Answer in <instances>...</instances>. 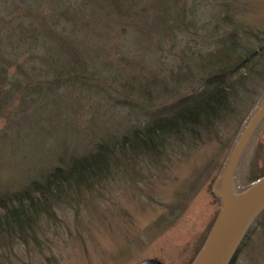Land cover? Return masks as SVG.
<instances>
[{
	"label": "rangeland",
	"instance_id": "obj_1",
	"mask_svg": "<svg viewBox=\"0 0 264 264\" xmlns=\"http://www.w3.org/2000/svg\"><path fill=\"white\" fill-rule=\"evenodd\" d=\"M178 2L159 9L157 3L141 0L140 14L133 21L121 25L117 20L109 27L110 37L99 45L107 52L88 60L95 75L79 78L72 86L56 88L51 83L52 88H43L41 94L39 89L22 90L14 81L22 80L26 72L19 68L30 72V63L42 62L43 48L38 44L44 33L40 30L32 44L37 52L26 45L13 54L8 44L21 24L40 22L58 2L0 0V196L20 189L35 174L33 166L45 159L47 163L53 152L81 153L99 140L115 139L142 125L148 112L196 88L217 71L208 55L236 30L233 22L247 35L242 49L230 54V64L236 65L264 42V0ZM111 6L110 0L91 3L102 20ZM142 7L147 11L141 13ZM28 14L32 17L25 18ZM116 40L122 41L121 47L113 46ZM258 62L264 65V54ZM247 73L242 69L230 79L239 80L233 85L231 115L193 142L173 144L154 157L138 155L132 168L124 165L80 199L54 206L53 218L37 221L34 240L16 239L12 246L0 247V264H139L149 258L191 264L222 208L213 184L219 176L222 191L227 174H221L254 113L252 107L263 97L264 79L251 87L244 82ZM262 173L264 120L230 178L233 192L248 194L255 184H245ZM235 264H264V219Z\"/></svg>",
	"mask_w": 264,
	"mask_h": 264
},
{
	"label": "trees",
	"instance_id": "obj_2",
	"mask_svg": "<svg viewBox=\"0 0 264 264\" xmlns=\"http://www.w3.org/2000/svg\"><path fill=\"white\" fill-rule=\"evenodd\" d=\"M56 1L57 7H54L52 11H45L40 17V22L21 24L22 29L8 44L13 54L19 52L21 48L25 49L26 45L29 46L30 51L37 52L38 48H32V44L40 30L44 33L43 42L38 44L43 48V57L39 56L42 62L39 61L37 65L34 62L30 63V72L23 65V69L19 68V71L26 72H22L23 79L14 81V84L22 90L31 92L39 89L43 94L41 92L43 88H52L51 83L55 84L56 88L68 84L72 86L80 81L79 78L90 74L95 75L96 72L89 68L88 60H93V57L97 60L107 52L99 45L105 37H110L108 34L112 31H108L109 27L116 24L117 20L121 25L133 21L134 17L140 14L137 5L141 0H110L111 9L103 20L97 19L94 8H91V3L96 0ZM149 1L153 2L152 5L157 3L160 6L159 9L179 5L178 0ZM195 1L192 0L193 3ZM140 10L141 13L147 11L145 7ZM27 17L32 15L28 14L25 18ZM223 19L227 23L230 22L228 15H225ZM38 25L40 27H36ZM240 26L233 22L232 27L236 30L226 36L217 50H213L209 55L205 54L213 61L217 71L201 79L196 88L174 98L169 104L156 111L148 112L145 116L147 119H144L142 125L130 128L127 133L115 139L99 140L91 149L81 153L77 150L53 152L47 163L44 162L45 159L42 164L33 166L35 168L32 171L35 174L28 177L27 183L20 189L8 194L2 193L0 196V247L12 246L16 239L23 242L28 239L34 240L38 230L37 221L53 218L54 206L71 204L80 199L88 190L104 181L110 173L123 169L124 165L132 168L138 155L148 154L154 157L173 144L193 142L217 121L231 115L232 104L236 99L233 85L235 82L239 83V80L230 79L234 78L238 71L246 69L245 59L249 53L241 57L236 65L230 64V54L236 49H242L241 41L243 36L247 35L244 31L238 30ZM113 46L121 47L122 41L116 40ZM36 52L29 58L30 60L36 59ZM245 52L242 50V53ZM191 74L194 73L191 72ZM49 75L54 79H45ZM243 78L248 84V77ZM246 96L244 100H248L249 93ZM262 96L259 98L260 101L264 100V91ZM27 102L30 106V101ZM261 123L262 121L257 128ZM253 135L254 133L251 138ZM249 141L242 153L246 150ZM239 160L235 165L232 180L237 173ZM263 176L264 173L254 177L245 185H250ZM212 192L221 200L213 187ZM263 219L264 208L251 222L227 264H235L241 249L250 241L254 232L262 228Z\"/></svg>",
	"mask_w": 264,
	"mask_h": 264
},
{
	"label": "water",
	"instance_id": "obj_3",
	"mask_svg": "<svg viewBox=\"0 0 264 264\" xmlns=\"http://www.w3.org/2000/svg\"><path fill=\"white\" fill-rule=\"evenodd\" d=\"M263 117L264 102L249 120L221 177L229 174V179L231 178L232 181L235 165ZM219 178L214 183L213 189L221 198L222 208L204 244L191 264H227L251 222L264 208V176L249 185L251 186L259 182V185L253 188L247 197L235 208L228 207L225 195L221 192V189H218L217 185L221 183ZM139 264L163 263L158 259L149 258Z\"/></svg>",
	"mask_w": 264,
	"mask_h": 264
},
{
	"label": "flooded vegetation",
	"instance_id": "obj_4",
	"mask_svg": "<svg viewBox=\"0 0 264 264\" xmlns=\"http://www.w3.org/2000/svg\"><path fill=\"white\" fill-rule=\"evenodd\" d=\"M263 54H264V42L259 43L258 46H256L254 49H252L248 53V55L245 59V61H246V63H245L246 67L245 68L248 72L247 75H248V79H249L248 84H250L251 87L261 83L262 80L264 79V65L262 64V62L261 63L258 62L259 58H261V56ZM256 111H257V109H256ZM256 111H252V112H254L252 114V117L255 115ZM263 120H264V117L260 120V122Z\"/></svg>",
	"mask_w": 264,
	"mask_h": 264
},
{
	"label": "bare ground",
	"instance_id": "obj_5",
	"mask_svg": "<svg viewBox=\"0 0 264 264\" xmlns=\"http://www.w3.org/2000/svg\"><path fill=\"white\" fill-rule=\"evenodd\" d=\"M257 185H259V182L252 186V188H250V191H252L253 188H255ZM221 192L225 195L229 208H235L236 206H238L248 195H237L233 192L230 186L229 174H227V176L224 178L223 188Z\"/></svg>",
	"mask_w": 264,
	"mask_h": 264
}]
</instances>
